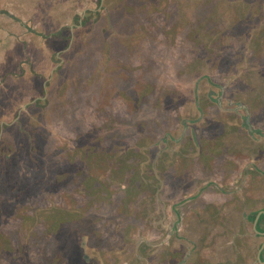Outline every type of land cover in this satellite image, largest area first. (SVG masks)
Here are the masks:
<instances>
[{"label":"rangeland","instance_id":"1","mask_svg":"<svg viewBox=\"0 0 264 264\" xmlns=\"http://www.w3.org/2000/svg\"><path fill=\"white\" fill-rule=\"evenodd\" d=\"M36 2L16 46L20 59L5 63L14 44L0 37V253L13 254L0 258L37 257L36 234L46 249L65 244L71 264H160L179 242L196 246L189 264H260L264 235L253 238L245 217L264 209V0ZM90 12L88 24L78 25ZM7 65L13 76H5ZM175 91L179 99L166 105L164 93ZM101 124L142 142L153 173L139 165L115 178L84 157L81 137ZM101 144L102 152L118 147ZM75 168L99 178L96 192L87 185L90 195L72 205L66 181L84 178ZM146 173L160 187L154 203L138 208ZM126 198L129 217L121 209ZM65 209L77 224H63L58 244L50 234ZM80 214L93 224L79 222ZM161 241L159 255L150 256L155 248L149 253L147 243Z\"/></svg>","mask_w":264,"mask_h":264},{"label":"trees","instance_id":"2","mask_svg":"<svg viewBox=\"0 0 264 264\" xmlns=\"http://www.w3.org/2000/svg\"><path fill=\"white\" fill-rule=\"evenodd\" d=\"M88 14H89V16L88 17H84L82 23L79 21L78 25H83L85 27L88 24V21H90V19H92L91 16L95 15L96 13L94 14L93 12H90ZM80 19H81V17L79 18V20ZM76 29H78V28H76ZM66 31H70L71 32L70 29L69 30L68 29H64L63 33L66 32ZM56 35L59 36V37L65 36L61 32L57 33ZM69 38H70L69 40H71V38H72L71 33L69 35ZM68 48H69V45L67 44L65 50H67ZM65 54L66 53L64 51L63 55H65ZM25 55H28V54L25 53ZM128 55L132 56L133 55L132 51L129 52ZM54 58L57 59V56L56 57L54 56ZM58 62H61V61H58ZM102 64L103 63L100 64V69L101 70H105L106 68ZM104 64L106 66V63H104ZM61 70H62V68L59 67L57 72H60ZM8 72L9 73H6V75H5L6 77L14 75L9 70H8ZM169 94L164 93V95H163L164 103H166V105H167V102L171 101V103L172 102L174 103V100L177 101L179 99V97H178L179 92L175 91V92H170ZM139 95H142V94H139ZM166 95H168L169 98ZM160 100H162V99H160ZM108 103L106 104V102H105V105H108ZM109 108L112 109L113 107L109 106L108 109ZM110 117H113L111 119V124L112 125L117 126L118 124H120L117 121L118 116L113 115V116H110ZM9 126H10L9 122L8 123H4V125H3L4 128H8ZM95 127H96V130L89 131L87 137L83 135L81 138L83 140V148H82L83 156L87 157V159H89L90 161H94L96 163V167H99V166L103 167V168H109L110 167L111 176H112V174H114L115 178H120V177L123 178V177H125L123 175L125 172H129L130 169H133L135 166H139V165H141V169H142L143 166L147 165L148 170H151V171L153 170L152 169L153 168V164H154V162H153L154 158L152 157L153 154L151 152H147V151L145 152V148L146 147H145V145L142 144V142H139L138 140L133 141V142H131V140L128 141L126 139L125 140H121L120 136L118 134H115L116 132L114 133V131H111L114 128H113V126H110V125H102L101 124V125L95 126ZM94 133H96V135H94ZM106 133L110 134V139L112 140V142H108V140H106L108 138V136H106ZM103 142H105V144H107V145L108 144L111 145L112 143H114V145L118 146V147L116 149H113L111 147V149L108 148L107 150H104V152H102L103 151L102 150L103 147L101 148L100 146L102 145L101 143H103ZM144 152H145L146 156L144 155ZM147 154H148L149 157L147 156ZM141 158L142 159L144 158V159H147V160L143 161V162H140V161H142ZM131 161H133V162L131 163ZM135 162H136V165L134 164ZM75 169L79 170L80 173H81L80 176H82L84 178L82 180V179L78 178L79 176L77 178H74L73 176H71L66 181L67 188L70 191L73 192V195L71 197H69L72 205L76 204L77 202L80 203L81 202L80 201L81 197H85L86 193L89 194V192L86 189L87 185L90 187L89 191L95 193L96 192V188H93L92 185L95 184L98 181V178H99L98 173H96V174L92 175L91 177L89 176V179H87L86 177H87L88 174L85 173L84 170L82 171L81 168H75ZM96 171H97V169H96ZM99 171H100V169H99ZM101 172H105V171L101 170ZM151 173H153V171ZM76 174L79 175V173H76ZM145 177L148 178L149 181L152 180V182L150 183L145 178L144 185L142 184L139 187L140 189L137 192H138V194L143 196V198L141 200H137V202L133 203V205L135 207H138V208H140L141 205L143 204V201L145 199H148V198H150L151 202L154 203L155 195L157 194V191H158V189L160 187V181L157 179V177H155L154 175H152V176L150 175L149 176L148 174ZM128 181L129 180H127L126 185H130V183H128ZM126 185H124V186H126ZM105 188H107V187L105 186ZM132 191L134 192L133 186L128 187V189L126 190L127 197L130 196ZM82 192H84L85 195H82ZM128 201H130V203H131V200L129 198H126L124 201H122L121 206H124L125 204L126 205L128 204V206L126 207V209H123V208H121V209L125 210V212H128V217H129V215H130L129 213L132 212V206H129ZM83 208H84V205H83ZM119 208L120 207L115 208L116 209L115 216L116 215H122V212L120 211L121 209H119ZM262 210H264V209H262ZM262 210L251 213L248 216V219L251 222H254L255 218L258 216L259 213L262 212ZM72 214H73V212H70L68 209H65V210H60L59 213L56 216L57 220H55V223H54L55 225L52 228L54 233H52L50 235H52L54 237H57L56 239H61V240H59V242L56 241V242H58V244L62 241V236H61L62 233H61V231H62V228H63V224H68V223L77 224V223H74L77 220V217H75V215L73 216L72 219H70ZM108 219H112V217L108 218ZM78 220H79V222L84 223V224L85 223L86 224H93V222L91 220H89L87 218H83L82 214H80V216L78 217ZM262 220H264V214L261 216L260 222ZM262 225L263 224H258L257 230L259 232H261V233H264V228L262 227ZM92 227H93L92 228L93 232H96V228L94 226H92ZM105 227H107V225ZM35 230H36L35 228H32V227L30 228V230H29L30 237H34L33 235L35 234ZM46 236H48V235H46ZM258 236H261V235H258ZM5 239H6V237H5ZM36 239L37 238H36V234H35L34 241H33V238H32V241H33V243H34V245L36 247V248H34L33 252L35 253V250L40 248V252H39L40 254L39 255L35 254V255H38L37 257L32 255L28 260L26 259V257L23 258L22 254L19 255V256L16 255V256H14V258L18 257L19 260H18V262H14V264H20V263H22V261H23V264H71V262L69 260L70 258L66 257V255L64 253H61L62 246H64L65 244H63L61 242L59 244V246H55L52 249H46V248L42 247L38 243V241H36ZM60 247H61V250H58ZM8 251L9 250H6L5 252L0 253V255H2L4 253H8ZM12 255H13L12 252L9 251L8 256L12 257ZM262 255H263L262 256V260H263L264 253ZM1 260H0L1 264H9L8 258H6V260H2V262H1ZM85 260L86 259H84L82 261H84V263H85L86 262Z\"/></svg>","mask_w":264,"mask_h":264},{"label":"crops","instance_id":"3","mask_svg":"<svg viewBox=\"0 0 264 264\" xmlns=\"http://www.w3.org/2000/svg\"><path fill=\"white\" fill-rule=\"evenodd\" d=\"M39 1L40 0H38V2ZM34 6H35V9L39 10L37 2L34 4L33 0H0V37H4V39L10 37L12 39L11 40L12 43L14 44L13 45V47H14L13 51L9 50L8 51L9 53L6 55V57L4 59V61H6L5 62L6 64L10 63L11 61L12 62L15 61V59L17 57L19 59L22 57L21 51H20V48H22V47H20L18 49L16 46H19V45L23 46L22 44H20V42L21 41L24 42L25 39L21 38V37H22V35L24 36L27 33L26 32L27 31L26 24L30 21L28 18L29 15H33L35 13V12H33ZM16 19H18V20H16ZM80 20H83V19L81 18ZM17 29L19 30V33H16ZM40 36L47 39L51 36H57V35L56 34H54V35L47 34L46 35V34L42 33ZM51 49L56 50V47L52 46ZM63 51H66V50L63 49ZM25 53H24V57H25V59H27L26 58L27 56L25 55ZM7 66H8L7 68H10L8 70H11V65L10 66L7 65ZM257 211H260V210H257ZM257 211H255V212H257ZM260 235H262V234H260ZM256 237H258V234ZM263 253H264V251H263ZM262 256L263 255H261V257ZM263 260H264V257H263Z\"/></svg>","mask_w":264,"mask_h":264},{"label":"flooded vegetation","instance_id":"4","mask_svg":"<svg viewBox=\"0 0 264 264\" xmlns=\"http://www.w3.org/2000/svg\"><path fill=\"white\" fill-rule=\"evenodd\" d=\"M211 94H212V92H210ZM219 98H223V95H220V97ZM222 101L223 100H220L219 102L220 103H222ZM233 106L234 107V109H238V108H240V105H236L235 106V102H232V101H230L229 102V106ZM246 108V107H245ZM245 108H244V110H245ZM247 111V114H249V112H248V110H246ZM250 131H251V133H253V134H255L254 133V130L253 129H250ZM261 151V149L260 150H256L255 152L256 153H258V154H260L259 152ZM254 156H255V154H253ZM248 216L249 215H247L246 217H245V219H247L248 221H250L249 219H248ZM251 222V221H250ZM253 232L255 233V235L257 236V233L255 232V230H254V222H253ZM253 236V238L254 237H256V236ZM155 244H157V241L156 240H152ZM169 241V240H168ZM170 242V241H169ZM163 243H164V241H161L159 244H158V246L156 247V245H154L153 246V244H150L149 242L147 243L148 244V246H147V251H149V250H153V247L155 248V250H153V251H155V253H154V255H150V256H158L159 255V249H161V248H163L164 247V245H163ZM181 245L178 247V246H176L177 244L175 243V245L174 246H171L170 247V245L169 246H166L167 244H165V249H167V247L169 248V250L168 251H164V253L165 252H168V257H164V259H163V261H161V263L160 264H169L170 262L172 263V261H173V264H189L190 263V261H189V259H191V258H193V255H194V252H195V250H196V246L195 245H193V244H189V246H186V243H183V242H179ZM264 244V243H263ZM262 244V245H263ZM262 245H261V247H262ZM195 246V247H194ZM260 247V248H261ZM184 249H187V250H184ZM185 251V252H184ZM149 253H150V251H149ZM259 253V252H258ZM164 256V255H163ZM257 256H258V254H257ZM154 259H156V258H154ZM150 259L148 258V261H149Z\"/></svg>","mask_w":264,"mask_h":264},{"label":"water","instance_id":"5","mask_svg":"<svg viewBox=\"0 0 264 264\" xmlns=\"http://www.w3.org/2000/svg\"><path fill=\"white\" fill-rule=\"evenodd\" d=\"M262 214H264V212L259 213L258 216H257L256 221L254 222V230H255V232H256L258 235H260V234L264 235V233H261V232H259V231L257 230V226H258L257 224H258L259 218L261 217ZM263 251H264V244L262 245L261 249L259 250V253H258V256H257V261H258L260 264H264V261L262 260V257H261Z\"/></svg>","mask_w":264,"mask_h":264},{"label":"clouds","instance_id":"6","mask_svg":"<svg viewBox=\"0 0 264 264\" xmlns=\"http://www.w3.org/2000/svg\"><path fill=\"white\" fill-rule=\"evenodd\" d=\"M264 261V260H263Z\"/></svg>","mask_w":264,"mask_h":264}]
</instances>
